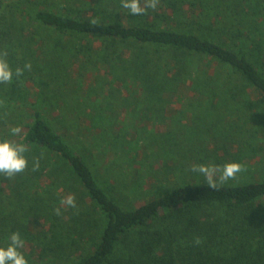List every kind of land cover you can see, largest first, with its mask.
<instances>
[{"label": "trees", "instance_id": "obj_1", "mask_svg": "<svg viewBox=\"0 0 264 264\" xmlns=\"http://www.w3.org/2000/svg\"><path fill=\"white\" fill-rule=\"evenodd\" d=\"M54 3L0 0V51L11 58L51 33L126 44L133 55L123 76H133L141 96L181 95L207 117L214 165L239 162L246 171L252 157L264 158V0H159L144 15L102 0L96 6L107 11L104 21L71 16ZM17 95L13 102L28 110L0 111V141L26 145L28 167L11 178L0 174V247L18 232L28 264H264V178L236 177L211 189L206 180L171 172L166 187L152 184V195L123 205L29 94ZM70 116L102 119L83 109ZM13 126L20 135L10 134ZM106 170H97L102 180ZM69 195L75 208L62 203Z\"/></svg>", "mask_w": 264, "mask_h": 264}, {"label": "rangeland", "instance_id": "obj_2", "mask_svg": "<svg viewBox=\"0 0 264 264\" xmlns=\"http://www.w3.org/2000/svg\"><path fill=\"white\" fill-rule=\"evenodd\" d=\"M53 1V9L71 16L106 19L107 11L96 6L102 0ZM109 45L108 39L51 33L45 44L36 41L19 46L10 52L11 58L7 55L5 59L13 73L21 68L23 75L14 74L11 83L0 84V111L24 114L28 106L13 99L17 94H29L34 107L63 138L80 148L99 182L123 205L141 201L146 192L152 195V184L166 187L164 176L171 172L183 180L192 176L205 180L191 168L194 164L214 165L211 159L216 152L207 117L181 95L160 101L141 96L133 76H123V70L129 69L133 47ZM76 49L80 52L74 56ZM104 56L109 57L107 62ZM26 64H31L30 70ZM78 74L82 76L76 77ZM12 83L16 87L11 96ZM77 84L81 93L75 90ZM80 109L100 114L101 121L71 118L70 113ZM114 110L118 113L115 120ZM78 131L87 137L78 140ZM247 163L248 171L236 177L264 178L262 156L252 157ZM104 168L106 177L102 180L97 170ZM105 179L110 187L103 183Z\"/></svg>", "mask_w": 264, "mask_h": 264}, {"label": "clouds", "instance_id": "obj_3", "mask_svg": "<svg viewBox=\"0 0 264 264\" xmlns=\"http://www.w3.org/2000/svg\"><path fill=\"white\" fill-rule=\"evenodd\" d=\"M159 0H120V6L129 11L131 15H144L149 9L156 10ZM8 55L7 51L0 53V84L11 83L13 75L17 77L23 75L24 69L17 68L15 73L9 66L5 57ZM25 68L31 69V64H26ZM10 134L18 136L22 132L20 126H13L9 129ZM29 149L24 144H19L11 140L0 141V174L11 178L20 173H23L28 167V160L24 156ZM39 169V160L33 162L32 170ZM244 166L239 162H228L223 165H193L191 171L199 173L204 176L209 188L217 189L218 185L227 183L229 180H234L237 173L244 171ZM64 205L69 207H76L75 197L69 195L62 200ZM56 214H60V209L57 208ZM8 246L0 247V264H28L25 256L18 251L24 247V241L21 239L18 232H13L9 238Z\"/></svg>", "mask_w": 264, "mask_h": 264}]
</instances>
